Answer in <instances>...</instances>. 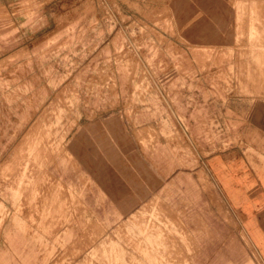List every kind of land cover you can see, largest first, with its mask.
Returning a JSON list of instances; mask_svg holds the SVG:
<instances>
[{
  "label": "rangeland",
  "instance_id": "rangeland-1",
  "mask_svg": "<svg viewBox=\"0 0 264 264\" xmlns=\"http://www.w3.org/2000/svg\"><path fill=\"white\" fill-rule=\"evenodd\" d=\"M263 190L264 0H0V264H264Z\"/></svg>",
  "mask_w": 264,
  "mask_h": 264
},
{
  "label": "crops",
  "instance_id": "crops-1",
  "mask_svg": "<svg viewBox=\"0 0 264 264\" xmlns=\"http://www.w3.org/2000/svg\"><path fill=\"white\" fill-rule=\"evenodd\" d=\"M29 182L30 181L28 177L23 178V176L21 175L20 182H18L16 189L18 190V188L20 189L27 188L29 186ZM253 189H254V186L249 187V191H252ZM243 193L245 194L244 196L246 198L242 202L243 208L249 214L251 213L246 220L244 228H246L247 232L250 233V238L252 239L254 244L260 249L259 244L264 245V231H262L259 228H263L264 226L262 225L260 226L258 217L256 218L254 215L253 216L251 215L253 212H264V190L262 191V194L260 196H257V198L255 199L248 197V195H252V194L248 192L246 193L243 192ZM18 221L19 219L17 218V216L12 215L9 223L18 222ZM9 223H7L4 227L5 232H7L8 228H10ZM152 225L157 227L156 232H158L159 227L156 224H153V223L151 225L148 224V227L149 226L151 227ZM143 230L145 231V228H143Z\"/></svg>",
  "mask_w": 264,
  "mask_h": 264
}]
</instances>
